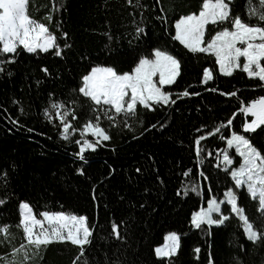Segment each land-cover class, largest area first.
Segmentation results:
<instances>
[{
  "label": "trees",
  "instance_id": "1",
  "mask_svg": "<svg viewBox=\"0 0 264 264\" xmlns=\"http://www.w3.org/2000/svg\"><path fill=\"white\" fill-rule=\"evenodd\" d=\"M136 2L133 0L129 6L126 0H30V15L48 25L61 46L65 42L63 33L67 32L66 42L71 47L64 50L63 58L18 49L15 63L5 65L6 72L0 74V199L8 200L6 207L0 205V225L9 226L16 246L24 242L17 223L19 204L26 201L38 218H42L39 213L43 211H64L86 215L91 225L98 224L87 256L90 264L105 258L107 243L103 238L113 221L124 222L121 230L129 239L122 248L112 251L121 253L120 258L129 264H152V250L162 244L169 232L180 234L181 247L178 255L164 264H209V254L215 264H232L233 255L246 243V236L243 222L230 213V206H221L232 217L222 226L195 229L190 221L208 199L222 200L226 189L232 188L250 221L264 229V213L257 211V201L249 197L245 188H235L223 167L215 166L217 150L226 147V141L219 136L229 135L232 130L242 132L245 117L238 111L241 102L264 95V88L239 69L231 77L220 74L214 57L191 54L172 40L175 20L180 15L198 13L202 0H163L165 13H158L155 0H140L146 8L137 7ZM232 3L234 13L245 18L250 7L248 0ZM49 14L51 20L47 19ZM159 15H167V20H160ZM137 26L145 28L146 35L137 37ZM152 47L168 50L182 62L181 76L166 89L174 94L187 89L199 95L182 97L175 105L155 112L140 109L143 124L133 122L132 130L122 125L110 126L109 121L102 120L112 139L94 152L87 151L81 161L76 155L79 147L74 143L79 134L64 141L59 135V121L49 122L43 109L52 99L70 101V90L78 86L88 65L108 64L128 70L136 50ZM44 66L49 68L50 76L41 71ZM205 67L215 69L214 79L207 85L201 83ZM224 92H236L237 96L222 95ZM50 93L54 96L50 97ZM234 113L230 128L202 141L205 151L200 158L202 163L198 161L195 138L226 123ZM78 114L80 119L73 121L75 127L86 122L87 109ZM161 123L165 125L163 129L159 127ZM153 124L157 127L150 128ZM146 128L149 130L144 131ZM198 128L202 131L197 132ZM142 131L144 134L140 135ZM251 138L264 148V133ZM209 151L212 156H208ZM238 161L237 158L234 166ZM80 168L84 175L79 173ZM138 168L140 172L136 171ZM187 169H192V174L184 177L182 173ZM201 169L206 170L208 180L198 175ZM193 184L199 185L198 191L176 195L178 189L191 188ZM196 248L199 253L194 251ZM7 251L0 246V254ZM78 252V246L70 242H53L42 249L43 259L35 264H73ZM243 259L244 264H264V246L247 242ZM0 264H4L2 259ZM76 264H82V260Z\"/></svg>",
  "mask_w": 264,
  "mask_h": 264
},
{
  "label": "snow or ice",
  "instance_id": "2",
  "mask_svg": "<svg viewBox=\"0 0 264 264\" xmlns=\"http://www.w3.org/2000/svg\"><path fill=\"white\" fill-rule=\"evenodd\" d=\"M129 6L133 0H126ZM250 5L245 18L234 13L232 0H202V5L197 12L180 15L174 23V35L172 40L179 42L191 54H206L214 57V63L218 66V72L231 77L236 70H242L249 79H255L257 86L264 88V0H248ZM258 4V7H251ZM30 0H0V74L6 72L5 65L15 63L18 49L29 54H51L55 57H65V49L71 46L67 44L68 33L64 32L65 42L63 46L57 42L56 35L50 31L48 25L33 18L29 13ZM141 5L140 0L136 2ZM158 13H165L163 0H155ZM162 21L167 20V15H159ZM52 19L51 14L47 16ZM252 21H255L253 23ZM137 37L146 35L145 28L137 26ZM41 71L50 76L48 67ZM215 69L205 67L202 70L201 83L207 85L214 79ZM11 75L10 72L7 73ZM182 74L181 60L170 51L161 47L136 50L132 64L128 70H122L114 65L95 64L88 65L80 75L77 87L70 90L72 99L50 100L43 114L49 122L58 120L59 135L64 141H71L74 134H79V139L74 143L78 145L77 157L85 160L87 151H96L104 142L112 139L110 133L102 126L101 121L107 120L110 126H121L129 130L133 129V122L143 124L139 110L155 112L158 108L171 107L178 99L193 95L198 92H190L185 89L181 93L174 94L165 86H172ZM39 83V81H37ZM218 91V89H209ZM175 95V98H174ZM222 95L234 97L236 92H224ZM54 93H50V97ZM71 104V107H69ZM86 108L88 115L86 122L81 127H75L73 121H78V112ZM23 109L21 108V112ZM245 117L241 131L232 130L229 135L221 134L219 139L226 141V147L218 149L216 153V167L228 173L237 189L245 188L253 201H257V211L264 213V148L253 143L252 136L264 133V95L251 99L249 102H241L238 109ZM232 118L226 123L204 132L194 140L195 157L198 161L204 153L202 141L209 137H215L222 129L227 130L233 125ZM251 119H247V117ZM13 123L18 121L13 120ZM153 124L150 128H156ZM159 127L163 129L164 124ZM203 128V126H202ZM198 128L197 132H201ZM149 129H144L148 131ZM31 131V130H30ZM144 131L140 135L144 134ZM92 137V139H89ZM136 138L135 136L133 137ZM229 150H234L230 154ZM208 156L213 153L209 151ZM239 158L238 166H234ZM202 163V161H200ZM79 173L84 175V169ZM140 172V169H136ZM192 169L185 170L182 175L189 177ZM200 177L209 179L206 170L198 172ZM7 181V173L3 174ZM190 191H198L199 185L193 184L191 188L185 186L178 189L176 195H187ZM211 191V188H208ZM224 199L218 200L212 197L207 200V207L200 208L191 216V226L195 229H203L212 226H222L232 217L222 211V205L230 206V213L235 214L243 222V233L246 243L241 244L240 252L232 257V264H244L243 256L247 254V242L253 245L264 246V229L257 228L250 221L245 208L240 205L237 192L232 188L226 189ZM95 199V196H93ZM8 200L0 199V205L7 206ZM19 220L17 227L23 232V241L16 246L14 235L7 224L0 225V246L8 251L0 254L4 264H35L43 259L42 249L53 242H70L78 246L79 252L76 261L82 264H90L87 258L88 252L95 239L97 225H91L86 215L69 214L64 211H43L38 215L26 201L19 204ZM219 214L214 216L213 214ZM123 221L110 223L107 235L103 238L107 243L105 258L100 261H92L91 264H129L122 260L121 253H113V249L124 246L129 237L122 233ZM181 236L177 232H170L165 236V243L156 246L152 252L155 257L152 264H164L178 255L181 247ZM103 248V244L101 245ZM200 252L199 248L194 250ZM209 264H215L209 254Z\"/></svg>",
  "mask_w": 264,
  "mask_h": 264
},
{
  "label": "rangeland",
  "instance_id": "3",
  "mask_svg": "<svg viewBox=\"0 0 264 264\" xmlns=\"http://www.w3.org/2000/svg\"><path fill=\"white\" fill-rule=\"evenodd\" d=\"M232 151H234V150H232ZM238 160H239V158H238ZM238 164H239V161H238ZM238 164H237V166H238ZM211 198H212V197H211ZM223 199H224V197H223ZM205 204H206V205L204 206V208L207 207V201H206ZM199 210H200V209H199ZM199 210H198V211H199ZM195 212H196V211H195ZM69 214H71V213H69ZM213 215H214V216H218L219 214L214 213ZM169 233H170V232H169ZM167 234H168V233H167ZM167 234H166V235H167ZM166 235H165V236H166ZM165 236H164V238H163V242H162V244H160V245H163V244L165 243ZM160 245H158V246H160Z\"/></svg>",
  "mask_w": 264,
  "mask_h": 264
}]
</instances>
